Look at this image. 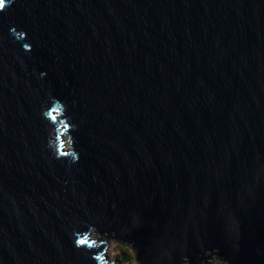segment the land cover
Listing matches in <instances>:
<instances>
[{
	"label": "water",
	"instance_id": "water-1",
	"mask_svg": "<svg viewBox=\"0 0 264 264\" xmlns=\"http://www.w3.org/2000/svg\"><path fill=\"white\" fill-rule=\"evenodd\" d=\"M264 264V0H4L0 264Z\"/></svg>",
	"mask_w": 264,
	"mask_h": 264
},
{
	"label": "rangeland",
	"instance_id": "rangeland-1",
	"mask_svg": "<svg viewBox=\"0 0 264 264\" xmlns=\"http://www.w3.org/2000/svg\"><path fill=\"white\" fill-rule=\"evenodd\" d=\"M127 255L125 256V253ZM217 255H212L208 258L203 264H213L215 261L218 260ZM105 259L114 264H140L136 259L135 252L133 251L132 247L128 244L121 243L118 240H113L107 243L105 249ZM184 264H188L185 262Z\"/></svg>",
	"mask_w": 264,
	"mask_h": 264
},
{
	"label": "trees",
	"instance_id": "trees-1",
	"mask_svg": "<svg viewBox=\"0 0 264 264\" xmlns=\"http://www.w3.org/2000/svg\"><path fill=\"white\" fill-rule=\"evenodd\" d=\"M123 253H125V256L127 255V252L124 251ZM213 264H226V263L222 259L218 258V260L215 261Z\"/></svg>",
	"mask_w": 264,
	"mask_h": 264
},
{
	"label": "snow or ice",
	"instance_id": "snow-or-ice-1",
	"mask_svg": "<svg viewBox=\"0 0 264 264\" xmlns=\"http://www.w3.org/2000/svg\"><path fill=\"white\" fill-rule=\"evenodd\" d=\"M4 7V0H0V8Z\"/></svg>",
	"mask_w": 264,
	"mask_h": 264
},
{
	"label": "clouds",
	"instance_id": "clouds-1",
	"mask_svg": "<svg viewBox=\"0 0 264 264\" xmlns=\"http://www.w3.org/2000/svg\"><path fill=\"white\" fill-rule=\"evenodd\" d=\"M107 246V245H106Z\"/></svg>",
	"mask_w": 264,
	"mask_h": 264
}]
</instances>
